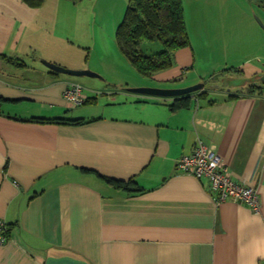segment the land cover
<instances>
[{"label":"crops","instance_id":"0c3cea01","mask_svg":"<svg viewBox=\"0 0 264 264\" xmlns=\"http://www.w3.org/2000/svg\"><path fill=\"white\" fill-rule=\"evenodd\" d=\"M253 10L248 4L237 8L242 25L224 35L216 24L208 36L237 43L247 56L262 51L264 39L256 36L264 38V28ZM218 12L213 16L223 15ZM185 23L189 46L175 51L171 68L136 85L182 88L204 82L207 98L193 92L190 106L176 111L169 106L173 97L145 94L101 104L99 77L81 82L48 67L42 72L18 56L19 49L6 53L0 47V218L10 230L9 240L0 244V264H264V94L246 89L257 83L264 66L213 73L221 61L205 53L207 32L196 16L185 15ZM30 48L33 58L40 52L62 63L47 57L45 45ZM1 54L26 64L9 63ZM228 58L237 63L232 68L253 60ZM254 58L262 62L258 54ZM211 62L216 67L209 70ZM103 76L110 95L116 82ZM219 76L229 88L213 83ZM70 82L86 85L87 103L102 108L70 111L62 95ZM31 117L95 120L78 125L25 120ZM197 139L216 148L238 183L258 189L260 212L233 201L217 204L205 178L176 167ZM103 176L134 178L141 191L116 188Z\"/></svg>","mask_w":264,"mask_h":264},{"label":"rangeland","instance_id":"374dc122","mask_svg":"<svg viewBox=\"0 0 264 264\" xmlns=\"http://www.w3.org/2000/svg\"><path fill=\"white\" fill-rule=\"evenodd\" d=\"M12 1L0 0V13L4 14L0 15V24L4 27L0 29V47H7L6 53L19 49L17 55L21 56L27 64L45 72L47 66L43 63V60L49 59L40 54V52L34 53L36 57L33 58L31 56L32 52H29L32 50L30 45H37L42 50H44L45 45L47 57L51 55L53 59L54 57L58 58L62 62L59 65L69 69H87L99 75V79L96 78V82L102 85L101 91L97 95L101 104L113 101L120 102L126 99L136 101V97L143 96L128 92L126 89L137 87L136 85H141L150 80L129 63L118 48L115 39L116 29L124 17L129 0H45L38 8H30L21 0H14L13 3ZM182 2L184 18L185 15L190 19L196 16L197 24L204 27L207 36L216 24H220V27L217 25L220 30L225 29L224 35H226L228 30L231 32L234 26L236 30L242 24L241 18L238 16L239 11L235 10L239 7L241 10L247 4L254 9L253 18L255 22L259 24L257 17L264 24V6L258 7L257 3L253 4L254 2L250 0H182ZM4 8H10V10L7 11ZM218 11L223 13V15L214 17L213 13ZM207 38L210 40V46L204 43L206 55L213 56L214 59L212 61L215 63L221 61V69L213 73L223 75L224 72L232 70L243 71L244 68L250 65L258 64L259 66H264V49L258 51L256 48L254 52H250L248 55L253 57L251 63L232 68V65L237 63L233 64V62L225 60L227 57L240 61L248 57V53L240 51L237 43L233 44L223 41V44H221V42H217L218 40L213 35ZM258 39L264 38L256 36V40ZM226 46L228 49L225 51L224 48ZM141 47L145 53L163 49L162 43L158 40H143ZM250 49L252 51V48ZM53 50L55 53H51ZM254 54L259 55L257 59H261V63L255 60ZM206 55L204 54L207 59L208 56ZM198 57L200 59L198 58L197 66L203 64L200 53H198ZM206 59L204 63L209 62ZM124 60H127V63ZM224 66H227V68ZM215 67L212 62L209 64V70ZM59 74L65 78L81 82L92 80L91 76ZM102 75H104L103 77H108L109 81L116 82L117 86L112 88L113 93L110 95L107 92L111 86L106 85L108 80L105 82L100 80ZM233 75L238 82H244L246 79L238 73H233ZM224 78L219 76L213 80V83L223 87L226 85L229 88L230 86L225 83ZM126 83L131 86H126ZM259 84L260 82H257L253 86ZM251 86L248 84L246 89L250 91ZM85 87L87 86L85 85ZM234 88L236 90V88L240 87L234 86ZM86 106H92L93 110L102 108L96 104L86 103L70 107V111L77 108H86Z\"/></svg>","mask_w":264,"mask_h":264},{"label":"trees","instance_id":"16d2710c","mask_svg":"<svg viewBox=\"0 0 264 264\" xmlns=\"http://www.w3.org/2000/svg\"><path fill=\"white\" fill-rule=\"evenodd\" d=\"M21 1L30 8H38L45 0ZM115 39L121 53L142 75L152 76L159 71L171 68L174 64L175 51L190 44L182 0H129L124 17L116 29ZM143 40H158L162 43L163 49L145 53L141 47ZM1 56L9 63L17 66L26 64L20 58L14 56L6 54H1ZM49 72L59 75L58 72L53 70H49ZM251 85L250 91L258 90L257 86ZM197 96L207 98V92L200 90ZM190 103L191 96L187 94L174 98L169 106L172 111H176L180 108L189 107ZM25 120L78 125L95 120V118L31 117ZM103 178L114 187L124 189L129 193L141 191L134 178L129 180H116L105 176Z\"/></svg>","mask_w":264,"mask_h":264},{"label":"built area","instance_id":"2783aa9c","mask_svg":"<svg viewBox=\"0 0 264 264\" xmlns=\"http://www.w3.org/2000/svg\"><path fill=\"white\" fill-rule=\"evenodd\" d=\"M62 95L72 107L83 105L87 101L85 87L79 82L67 84ZM176 167L183 173L192 174L200 179L205 178L217 204L233 201L246 204L255 212H260L261 200L258 189L238 183L216 148L208 146L201 139H197L192 153L182 155L178 159ZM8 240L7 222L0 218V244Z\"/></svg>","mask_w":264,"mask_h":264},{"label":"water","instance_id":"95a60500","mask_svg":"<svg viewBox=\"0 0 264 264\" xmlns=\"http://www.w3.org/2000/svg\"><path fill=\"white\" fill-rule=\"evenodd\" d=\"M256 19L259 22V24L264 28V24L261 21V19L257 17ZM43 63L51 70L58 72V73L68 74L72 76L99 77L97 73L87 70V69L85 70L69 69L59 64H56L54 62H50L48 60H43ZM204 87H205V83L199 82L197 84H193V85L182 87V88H161V87L139 86V87H131L128 90L131 92H136V93L145 94V95L176 98V97H180L183 95L191 94L193 92L202 90L204 89Z\"/></svg>","mask_w":264,"mask_h":264},{"label":"flooded vegetation","instance_id":"af4514ba","mask_svg":"<svg viewBox=\"0 0 264 264\" xmlns=\"http://www.w3.org/2000/svg\"><path fill=\"white\" fill-rule=\"evenodd\" d=\"M251 1H253L254 3H257L258 7L264 6V0H251ZM255 81L260 82V84L257 85V87H258V90L264 94V75L263 74L259 75L258 77H256Z\"/></svg>","mask_w":264,"mask_h":264}]
</instances>
